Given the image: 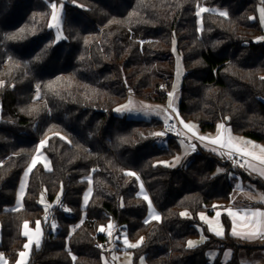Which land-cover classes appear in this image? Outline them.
Wrapping results in <instances>:
<instances>
[{"label": "trees", "instance_id": "1", "mask_svg": "<svg viewBox=\"0 0 264 264\" xmlns=\"http://www.w3.org/2000/svg\"><path fill=\"white\" fill-rule=\"evenodd\" d=\"M198 6L228 14L205 13L199 29ZM257 6L258 0H67L66 40L56 45L46 0H0V79L6 81L0 88V250L11 263L25 244L23 224L38 220L44 238L29 264H103L95 244L108 240L98 229L110 223L133 241L143 238L134 264L141 256L146 264H241L242 249L249 255L257 249L231 235L227 215L223 237L202 227L201 213L212 215L232 200L240 169L234 160L198 148L188 164L166 166L182 147L170 135L158 145L153 134L164 122L114 111L129 95L166 101L172 81L155 64L175 41L185 70L181 118L203 133L225 123L234 135L264 144V43L254 41L264 29ZM21 29L23 38L9 39ZM38 147L49 166L35 165L17 208ZM89 178L93 193L84 207ZM140 183L161 221L146 222ZM255 183L264 190L263 181ZM43 192L50 202L61 195L47 219ZM199 227L206 240L188 247Z\"/></svg>", "mask_w": 264, "mask_h": 264}, {"label": "rangeland", "instance_id": "2", "mask_svg": "<svg viewBox=\"0 0 264 264\" xmlns=\"http://www.w3.org/2000/svg\"><path fill=\"white\" fill-rule=\"evenodd\" d=\"M46 1L50 5L52 3H56L58 7L60 5H63L62 13H61V17H62L61 33H62V36L65 37V34L63 32V16H64V6L67 3V0H46ZM200 7H204V8H207L210 10L207 12H213V13H217V14H219L220 12H226L228 14L227 10H222L219 8H209V7H205V6H200ZM199 8L197 9V13L199 12ZM261 9H264V0H258V6H257V19L259 20L261 27L264 29V15H262ZM51 11H52V9H51ZM207 12H203V13H200L199 15H197L198 16L197 23H198L199 29L202 28L203 15ZM50 22H51V18H50ZM50 29L52 31V34L55 37L56 45H61L66 40V37L57 40L56 39L57 30L55 28H50ZM254 41L264 43V33H263V35L254 38ZM164 55H165V57H163L161 60H158L156 62L155 70L158 74H162L172 81V88H171L170 93H172L173 95L170 97L168 94V97L164 103H158V102H152V101L150 102V101H146L143 99H139L133 95H129V97L123 103H121L115 107V108L118 107V108L122 109L119 112L116 111L115 114L121 115V116H126L129 118L146 119V120H150L153 118L154 119L175 118V117H172L173 115L172 116H170V115L172 114V112L175 113L178 111V106H179L180 97H181L182 81H183V77L185 74V70H184V66H183L182 56L177 49V45H176L175 41L173 42V46L171 47V49L167 50L164 53ZM7 64L8 63H5L1 67V69H4L6 66L8 67ZM18 66H20V65H18ZM0 83H2V86H0V88H1L6 84V81L3 79H0ZM130 100L132 101L131 105H129ZM170 100H171V107H169ZM125 105H129V108L131 110L129 111V110L124 109L123 106H125ZM175 119L178 120V123H179L178 125L180 128V126L182 124L180 121L183 119L181 118L180 115H178V118H175ZM183 122L187 123L184 120H183ZM194 125L197 128L196 124H194ZM160 132H164V131H160ZM168 136L169 135L166 133L164 136H158V141H157L158 145L159 146H165L166 145V139ZM174 136L177 137L178 142L180 143V145L182 147V154L180 153L181 156H179L180 155L179 154L178 156H176L172 160L163 162L162 164H164L166 166H171V167L186 165L190 162L191 156L193 155V153H195L196 150H194V151L190 150L191 146H192L191 142L183 135V133L181 131L179 132V129H178V132L176 133V135H174ZM259 146L264 148V144L260 143ZM177 157H179L180 159L182 157H186V160L183 163L177 162L176 161ZM39 162H42L44 165H46V162L43 159H41L40 155L38 157V163ZM30 166H31V164H30ZM221 170L222 169L219 168L217 170V173L221 172ZM241 173L243 175H247V174H245V167L240 166L239 174H238L239 177L232 180V184L235 188L234 196L237 197L239 200H246L250 204L251 203L252 204L253 203L264 204V192L257 185V183H255V181H263V180L252 178L253 181H247V180L244 181L241 178L242 177ZM28 175H29V173H28ZM25 177L26 176L24 174L22 181L20 182L21 183L20 184V191H21V186L23 185V192H24V189L26 187ZM88 180L90 182V185H89V188L85 191L83 198H82V201H83L82 203H83L84 207H86L88 205L89 200H90L92 193H93L92 180H91V178H89ZM141 184L143 185V183H140L139 195L144 198V195L146 194L148 196V198L151 200V198H150L146 188L144 187V185H143V191H141ZM89 190H91V191L89 192ZM86 195L88 197L87 203H85V196ZM60 196L61 195H59V197L56 200H54L53 202H50L47 198L46 193L43 192L40 196L39 204L41 206H43L46 209V211L50 214L49 209L52 210L54 207L59 206ZM151 206H152V208L155 209V213L160 217V219L157 220L155 218H152L150 215L151 209L148 207V213H147L146 221H148V222H150V221H161L160 212L155 207L152 200H151ZM47 218H48V216L46 215L45 219H47ZM53 224H55V223L52 222L51 225H53ZM111 224L113 225V228L111 229L112 235L111 236L107 235V232L109 231L107 226L109 224L107 226H105V232H103V234L107 235L108 239L112 243V245L110 246V250L103 254V259L108 261L109 264H134V262H135L134 249L135 248L127 247L124 244V239L126 237L129 240V242L133 243V244L139 242L141 239L133 241V240L129 239L124 227L123 228H116L114 223H111ZM199 230L201 231V235L198 238L191 240V241L196 242L194 247L199 246L200 244H202L206 240V237L203 234V229L201 227H199ZM244 246L245 247H247V246L256 247L257 252L255 251V253L253 255L252 254L249 255L245 248L242 249L239 253V260H240L241 264H264V242L259 241V238H258V240H254L252 242H249V244H245ZM227 254H229L230 257L232 255L229 252H227L226 255ZM212 255H214V257H215L216 252L213 251ZM137 263L138 264H146L145 258L143 256H141L138 259Z\"/></svg>", "mask_w": 264, "mask_h": 264}, {"label": "crops", "instance_id": "3", "mask_svg": "<svg viewBox=\"0 0 264 264\" xmlns=\"http://www.w3.org/2000/svg\"><path fill=\"white\" fill-rule=\"evenodd\" d=\"M117 108L114 109L115 112H116ZM178 115H179V112L177 111L175 113L172 112V114L170 116L178 118ZM159 120H161V121H163L165 123L168 119L163 118V119H159ZM187 124H190V123H187ZM222 124L225 127L223 129H221L218 126L217 130L215 132H213V133H203V132L200 131V129L198 128L197 125H196L197 128L195 127L192 131H189L188 129H186L184 127V124H181V126L179 128V132L181 131L183 133V135L191 142V145H195V150L196 151H197L198 148H204V149H207V150H210V151H213V149H215V151H213V152H215L216 154H219L221 156H224V157H226L228 159H232V160H234L235 158H239V157H245L246 158V162H245V164L242 167H245V174H247V175H243L241 173V176H242L241 178L245 180L244 176H247V178H246L247 181H253L252 178L253 179H261V180L264 181V175H261L260 171H259V170H264V163H261L260 160L254 158V156H264V151H262V149H264V148L259 146L260 143L254 141V140L248 139L246 137H241V136L234 135L232 133L230 127L227 124H225V123H222ZM190 125H194V124H190ZM198 136H204V137H207L208 139H206L204 141H200L197 138ZM221 136L225 140H227L229 137H234V138H236V140L234 142H244V141L250 142L247 145V151L251 152L253 155L252 156H241V155L233 154L232 158H230L229 155L227 154L229 149L221 148L218 145L212 144L210 142L212 139H216V138L221 137ZM190 150L192 151V146H191ZM181 154H182V152H181ZM181 154L179 156H181ZM40 156H41V159H43L46 162V165H47L48 161L45 159V157L42 156V155H40ZM185 160H186V157H182L179 160V162L183 163V162H185ZM249 165H251L252 167H249ZM48 166H49V164L47 165V167ZM253 168H255L257 170L254 171ZM30 173H29V175H30ZM29 175L25 177L26 187L24 189L23 195H21L20 186H19L18 195H17V204H16L17 208H21L23 206L22 203H23V198H24V195H25V192H26V189H27ZM21 181H22V179H21ZM262 191L264 192L263 189H262ZM234 192H235V190H234ZM234 192H233V195H232L231 202L225 208L215 210L214 214H212V215L204 214V216L207 218V221L201 219L202 227H207L210 233L215 235V233L210 230V228H212V227H220V228H222L223 233H224L225 226H224L223 221H222V216L223 215H227L229 217V219L231 221V224H232V227H233V218L228 215V213L226 211L227 209H232L234 211H241L242 214L243 213H249V212H264V204H261V203H253V204L251 203L250 204L246 200H239L237 197L234 196ZM49 211L51 212L50 209H49ZM217 212L220 213V216L218 218L216 216ZM48 214L49 213L46 212L47 216H48ZM46 215H45L44 219L46 218ZM38 221H40V223H41V233H42L40 238H39V247L36 246V240H37V237L35 235L36 223L35 224H30L28 222V231H29V236L28 237L24 236V234H23L24 231H25V229H24V224L25 223L22 226V235L25 238V244H29V247L27 249H25L23 247V249L21 251V252H26V256L23 258L24 264H29L30 259H31V254H32L33 250L39 249L41 244H42V242H43V238H44V228H43V226H44V223L41 220H38ZM253 221H264V217H259V216L252 217V216L249 215L246 219H240L239 217L236 219V224L239 225L237 227V231L238 232H249V231H252V230L257 231V235L255 237H253V238H242L240 236H235L242 245L243 244L244 245L245 244H249V242H252L254 240H258V238L260 236L264 235V223L260 224L259 227H256L255 225H252L251 227H248V228L243 227V225H245V224H250L251 225ZM54 229H56V227ZM218 237H223V236H218ZM255 251H256V249L254 251H251L250 253H252V255H253L255 253ZM0 254H2V259H0V264H18V261L21 259L20 256L18 255L17 260L15 261V263H11L7 254L2 252L1 250H0ZM103 264H109V262L103 259Z\"/></svg>", "mask_w": 264, "mask_h": 264}, {"label": "snow or ice", "instance_id": "4", "mask_svg": "<svg viewBox=\"0 0 264 264\" xmlns=\"http://www.w3.org/2000/svg\"><path fill=\"white\" fill-rule=\"evenodd\" d=\"M199 7V6H198ZM62 8H63V5H60L59 7L57 6L56 3H52L51 4V22L48 24V27L49 28H55L57 30V36H56V39L59 40L61 38H65L62 36V33H61V20H62V17H61V13H62ZM207 11H210L209 9L207 8H204V7H200L199 8V12L197 13V15H199L200 13H203V12H207ZM261 12H262V15H264V9H261ZM221 16H227V13L226 12H220L219 13ZM24 29H21L19 33L17 34H14L13 36L9 37V39H20V38H23V33H24ZM37 59H39V57H37ZM0 86H2V83H0ZM39 87V86H37ZM173 94L172 93H169V96L171 97ZM132 104V101L130 100L129 101V105ZM129 105H125L123 106L124 109L126 110H131L129 108ZM169 107H171V100H170V103H169ZM122 109L121 108H117L116 111L119 112L121 111ZM182 124H184V127L186 129H188L189 131H192L194 128H195V125H190V124H187V123H184L183 120L180 121ZM225 126L223 124L219 125V128L223 129ZM153 135H156V136H164L165 133L164 132H158V133H154ZM200 141H204L206 139H208L207 137H204V136H198L197 137ZM236 140V138L234 137H229L227 140H225L222 136L221 137H218L216 139H212L210 142L212 144H216L218 145L219 147L221 148H227L229 149L228 151V155L230 158H232L233 154H237V155H241V156H252L253 154L251 152H248L247 151V145L250 143V142H247V141H244V142H234ZM46 144V141H41L40 142V147H43L44 145ZM255 147V146H254ZM192 150L194 151L195 150V145H192ZM213 151H215V149H213ZM262 151H264V149H262ZM37 157H34L32 160H31V166L27 169V171L25 172V176L28 175V173H30L32 171V168L38 163V157L39 155H42V153H40L39 151V147L37 149ZM255 159H258L261 161V163H264V156H254ZM179 157L176 158V161L179 162ZM45 167H47V165H45ZM249 167H252L251 165H249ZM254 171H256L257 169L253 168ZM260 171V174L261 175H264V170H259ZM126 175L128 176H132V177H136L137 180H139V177L137 176L136 173L134 172H127ZM91 190H89L90 192ZM141 191H143V185L141 184ZM21 195H23V185L21 186ZM87 195L85 196V203H87ZM144 199L146 201H148V205H149V208L151 209V217L152 218H155L157 220L160 219V217L155 213V209L152 208L151 206V200L148 198V196L145 194L144 195ZM215 207V206H214ZM228 215L230 217L233 218V227H232V230H231V235L233 236H240L242 238H253L257 235V231L255 230H252V231H249V232H238L237 231V227L239 225L236 224V219L239 217L240 219H246L249 215L252 216V217H264V212H249V213H241V211H234L232 209H227L226 210ZM181 215H187V213H181ZM216 216L217 218L220 216V213L217 212L216 213ZM200 218L203 219V220H206L207 221V218L204 216L203 213L200 214ZM148 222V221H146ZM36 228H35V235L37 237V240H36V246L39 247V238L41 236V223L40 221H36ZM264 223V221H253L252 224H245L243 225V227H251L252 225H255L256 227H259L260 224ZM53 228L56 227L55 224L52 225ZM107 228L109 229V231L107 232V235L108 236H111L112 235V232H111V229L113 228V225L110 223ZM24 236L28 237L29 236V231H28V222H25L24 224ZM100 232H105V227L104 226H101L99 229H98ZM211 231H213L215 233V235L217 236H223V230L222 228L220 227H212L210 228ZM143 243V238H141V240L135 244L133 243H130L129 240L125 237L124 239V244L129 247V248H136V247H139L140 244ZM196 244V242L194 241H189L188 242V247H194ZM29 247V244H25L24 245V248L27 249ZM98 247H102V245H98ZM19 256H20V260L18 261V264H24V260L23 258L26 256V252H20L19 253ZM0 259H2V254H0ZM73 259H75V257H73Z\"/></svg>", "mask_w": 264, "mask_h": 264}, {"label": "built area", "instance_id": "5", "mask_svg": "<svg viewBox=\"0 0 264 264\" xmlns=\"http://www.w3.org/2000/svg\"><path fill=\"white\" fill-rule=\"evenodd\" d=\"M178 120L175 118H170L168 119L163 126V131L170 135L174 136L178 132L179 125H178ZM235 165L236 166H243L246 162L245 157H239L234 159ZM259 241L264 242V235L259 237ZM98 245H102V247H98ZM112 245L111 241L108 239L104 242H98L95 244V247L97 249H100L102 252H108L110 250V246Z\"/></svg>", "mask_w": 264, "mask_h": 264}]
</instances>
